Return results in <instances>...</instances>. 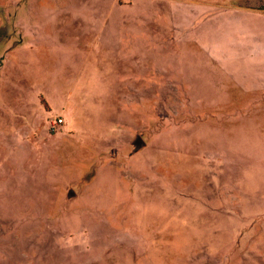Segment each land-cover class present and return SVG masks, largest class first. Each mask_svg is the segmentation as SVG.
<instances>
[{
  "label": "rangeland",
  "instance_id": "rangeland-1",
  "mask_svg": "<svg viewBox=\"0 0 264 264\" xmlns=\"http://www.w3.org/2000/svg\"><path fill=\"white\" fill-rule=\"evenodd\" d=\"M260 9L0 0V264H264L237 86Z\"/></svg>",
  "mask_w": 264,
  "mask_h": 264
},
{
  "label": "crops",
  "instance_id": "crops-1",
  "mask_svg": "<svg viewBox=\"0 0 264 264\" xmlns=\"http://www.w3.org/2000/svg\"><path fill=\"white\" fill-rule=\"evenodd\" d=\"M259 11L264 12L261 9ZM244 20L245 18L241 15V21ZM247 35H249V31L243 30V43H251ZM245 49L247 48L243 45L241 51ZM252 49H256L258 56L264 58V50L259 52L261 50L259 42L257 47L253 45ZM237 71L241 76H244L241 79V85L237 84L241 91L242 140L245 141L244 144L248 148H254L258 153L257 159L260 161L262 159L261 162H264V60H254L252 63L241 61ZM258 177H264V173ZM260 183L262 182L260 181Z\"/></svg>",
  "mask_w": 264,
  "mask_h": 264
},
{
  "label": "built area",
  "instance_id": "built-area-1",
  "mask_svg": "<svg viewBox=\"0 0 264 264\" xmlns=\"http://www.w3.org/2000/svg\"><path fill=\"white\" fill-rule=\"evenodd\" d=\"M61 121H62V119H61V118H59V119H58V122H61Z\"/></svg>",
  "mask_w": 264,
  "mask_h": 264
}]
</instances>
